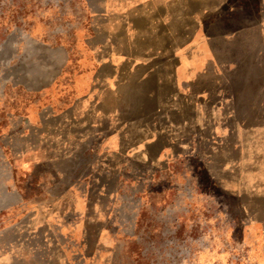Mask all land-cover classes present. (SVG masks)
Returning a JSON list of instances; mask_svg holds the SVG:
<instances>
[{
    "label": "rangeland",
    "instance_id": "1",
    "mask_svg": "<svg viewBox=\"0 0 264 264\" xmlns=\"http://www.w3.org/2000/svg\"><path fill=\"white\" fill-rule=\"evenodd\" d=\"M103 3L0 0V189L12 187L14 176L24 193L37 190L49 168L26 175L28 150L59 140L54 116L88 112L97 98L99 133L85 142L126 140L131 149L128 160L112 162L115 181H98L126 245L110 264H252L264 231L257 226L264 225V198L255 195L259 183L243 180L240 166L252 157L244 144L251 119L221 117L208 102L193 118L186 102L157 100L160 81H85L83 48L102 41ZM214 87L201 81L197 89ZM88 92L76 105L70 101ZM39 153L36 159L50 158ZM12 201L4 196L3 206Z\"/></svg>",
    "mask_w": 264,
    "mask_h": 264
},
{
    "label": "crops",
    "instance_id": "2",
    "mask_svg": "<svg viewBox=\"0 0 264 264\" xmlns=\"http://www.w3.org/2000/svg\"><path fill=\"white\" fill-rule=\"evenodd\" d=\"M103 9L102 41L83 48L85 81H160L157 100L184 101L193 118L202 102L216 105L221 117L250 118L244 144L252 157L240 166L243 180L259 183L255 195L264 198V0H104ZM201 81L214 89H197ZM88 95L70 101L76 105ZM90 101L88 112L64 109L54 116L57 142L28 150L26 175L49 168L37 190L24 193L14 176L12 187L0 189V264H110L120 246L125 255L120 224L103 200L109 193L98 181H115L111 164L128 160L131 149L126 140L85 142L99 133L93 124L98 100ZM108 108L100 113L106 123ZM40 151L50 158L36 159ZM83 155L90 160L84 167ZM4 196L14 201L3 206ZM261 235L252 264H264Z\"/></svg>",
    "mask_w": 264,
    "mask_h": 264
}]
</instances>
